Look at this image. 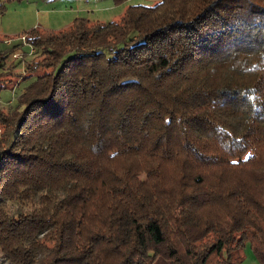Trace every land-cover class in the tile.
<instances>
[{"label":"trees","instance_id":"16d2710c","mask_svg":"<svg viewBox=\"0 0 264 264\" xmlns=\"http://www.w3.org/2000/svg\"><path fill=\"white\" fill-rule=\"evenodd\" d=\"M25 38L0 50V90L32 81L0 107V264H264V0Z\"/></svg>","mask_w":264,"mask_h":264},{"label":"rangeland","instance_id":"374dc122","mask_svg":"<svg viewBox=\"0 0 264 264\" xmlns=\"http://www.w3.org/2000/svg\"><path fill=\"white\" fill-rule=\"evenodd\" d=\"M163 0H126L116 3L115 0H22L8 2L0 9V50L7 45L24 43L18 49L19 54L29 53L32 48L23 41L28 33L34 29L62 31L74 22L76 18H86L93 22H115L130 7H151ZM26 39V38H25ZM30 56L27 57L30 60ZM13 61V60H12ZM24 74V68L17 69ZM24 80H21L23 82ZM31 80L23 82L14 90H0V107L8 110L15 107L17 98L22 89L27 87ZM1 130V129H0ZM228 257V252L223 254ZM0 254V263H1ZM231 259L234 264H259L249 244L232 251ZM163 259H158L156 264H162Z\"/></svg>","mask_w":264,"mask_h":264},{"label":"built area","instance_id":"2783aa9c","mask_svg":"<svg viewBox=\"0 0 264 264\" xmlns=\"http://www.w3.org/2000/svg\"><path fill=\"white\" fill-rule=\"evenodd\" d=\"M23 41L26 43V39L25 38H23Z\"/></svg>","mask_w":264,"mask_h":264}]
</instances>
